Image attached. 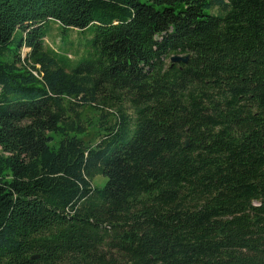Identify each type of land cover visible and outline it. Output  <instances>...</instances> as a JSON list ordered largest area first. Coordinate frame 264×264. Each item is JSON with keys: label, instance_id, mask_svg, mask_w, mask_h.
<instances>
[{"label": "trees", "instance_id": "1", "mask_svg": "<svg viewBox=\"0 0 264 264\" xmlns=\"http://www.w3.org/2000/svg\"><path fill=\"white\" fill-rule=\"evenodd\" d=\"M0 264H264V0H0Z\"/></svg>", "mask_w": 264, "mask_h": 264}, {"label": "rangeland", "instance_id": "2", "mask_svg": "<svg viewBox=\"0 0 264 264\" xmlns=\"http://www.w3.org/2000/svg\"><path fill=\"white\" fill-rule=\"evenodd\" d=\"M88 37V35H83L78 31H69L66 37H61L59 29L56 25H51V33L49 37L45 40L47 46L52 48L54 51H67L68 57L71 61H75L77 57L82 54V49L79 47L78 42L83 43V38ZM63 43H68L66 46L62 45ZM27 50L25 48L22 49L21 54L25 55ZM78 63V60L75 64ZM83 120L86 122L94 123L97 120V116L94 112L89 110H84L83 112ZM88 136L86 137L87 142L90 141L94 144V133L92 129L87 131ZM105 184V179L102 177H96L93 181L94 186L103 187Z\"/></svg>", "mask_w": 264, "mask_h": 264}, {"label": "water", "instance_id": "3", "mask_svg": "<svg viewBox=\"0 0 264 264\" xmlns=\"http://www.w3.org/2000/svg\"><path fill=\"white\" fill-rule=\"evenodd\" d=\"M187 60H188V57H185V58H181V57H173V58L171 59V62H172V63H183V64H185V63L187 62ZM186 145H187V143H186Z\"/></svg>", "mask_w": 264, "mask_h": 264}]
</instances>
